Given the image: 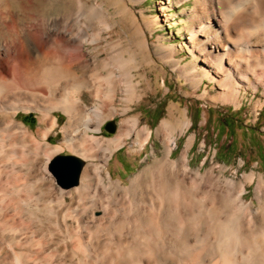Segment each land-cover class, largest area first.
<instances>
[{"label":"bare ground","instance_id":"obj_1","mask_svg":"<svg viewBox=\"0 0 264 264\" xmlns=\"http://www.w3.org/2000/svg\"><path fill=\"white\" fill-rule=\"evenodd\" d=\"M175 1L194 5L188 43L203 65L180 66V75L217 83L222 91L214 99L222 102L238 105L244 89L264 96V0ZM18 3L14 11L10 1H0V264H264V178L251 173L238 182L214 168L193 171V137L173 160L171 123L156 130L162 158L127 186L112 179L106 168L113 155L128 140L141 152L153 132L131 115L145 95L131 73L135 56L125 58L112 46V57L99 62L106 77L94 57H83L85 43L103 38L83 41L75 15L85 13L108 31L102 4L73 0L60 20L45 22L42 11ZM142 38L140 47L149 48ZM83 92L93 107L84 104ZM29 112L39 115L35 131L17 119ZM57 112L66 120L51 142ZM117 116L115 135L103 136V124ZM188 129L184 124L181 132ZM64 152L82 163L71 186L50 169ZM247 183L254 184L249 202Z\"/></svg>","mask_w":264,"mask_h":264},{"label":"rangeland","instance_id":"obj_2","mask_svg":"<svg viewBox=\"0 0 264 264\" xmlns=\"http://www.w3.org/2000/svg\"><path fill=\"white\" fill-rule=\"evenodd\" d=\"M8 1L14 11H18L21 7L18 1L22 0ZM71 1V4L69 0H40V4L36 3L37 0H24V3L42 11L45 22H52L60 20L66 14L69 5L74 9L73 0ZM83 1L89 7L95 3L102 4L107 13V24L110 26L107 31L102 29L103 25L96 20L91 24L85 13L75 15L74 22L77 21L75 23L79 25L78 30L84 37L83 41H88L98 34L103 38L97 43H85L82 50L84 59L94 57L100 67L99 62L106 57H112L113 47L118 52L124 51L125 58L135 56L137 64L131 73L136 76V82L142 81L140 94L145 93V95L143 94L140 102L132 106L131 115L139 116L140 125L147 126L153 132L150 141L141 152H133L128 140L129 143L113 155L106 168L113 180H118L122 186H127L131 178L150 166L155 159L165 155V146L156 134L157 128L163 122L171 123L175 130L176 145L172 146L171 156L173 160L178 159L187 150L189 140L193 137L194 141L188 148V161L193 171L205 172L214 168L215 173H222L224 177L238 182L243 181L244 177L251 173L256 177L260 175L264 178L262 90L256 92L251 89L242 90L239 104L234 105L214 99L222 91L217 83L207 78H203L200 83L187 81L177 70L180 66H191L197 70L203 66L200 60L196 61L192 56L188 43L190 17L194 6L191 1L182 4H178L175 0ZM141 34L147 36L149 48L140 47L143 40ZM50 36L54 34L51 33ZM169 51L174 52L172 62H167L165 59ZM101 72L105 77L107 76L106 71ZM119 74L120 72H115L114 78H118ZM119 90L121 92L118 91V100L125 98L124 92ZM205 91L207 95L204 97ZM82 100L88 108L93 107L87 92H83ZM118 100L116 102L118 109L125 108ZM55 116L58 118L59 126L51 134V142H56L60 138L59 127L66 120L62 113L57 112ZM38 117V114L29 112L20 113L17 119L28 129L35 131L39 127ZM231 120L236 127L232 130L233 139L228 136L226 128ZM120 121V116L115 120L106 121L102 126V135L107 138L113 137ZM184 124L189 125V129L183 134L181 131ZM106 126L113 128L114 132H107ZM55 133H58L59 137H54ZM60 155L74 156L70 152ZM253 189L254 184L247 183L244 197L246 202L253 199Z\"/></svg>","mask_w":264,"mask_h":264},{"label":"water","instance_id":"obj_3","mask_svg":"<svg viewBox=\"0 0 264 264\" xmlns=\"http://www.w3.org/2000/svg\"><path fill=\"white\" fill-rule=\"evenodd\" d=\"M112 124H110L111 126ZM107 132L113 133L114 129L106 126ZM82 168V163L77 158L70 155H62L54 158L51 164V170L56 175L61 177L65 186H71L76 183L79 173ZM62 181V182H63Z\"/></svg>","mask_w":264,"mask_h":264},{"label":"trees","instance_id":"obj_4","mask_svg":"<svg viewBox=\"0 0 264 264\" xmlns=\"http://www.w3.org/2000/svg\"><path fill=\"white\" fill-rule=\"evenodd\" d=\"M226 128H227V131H228V136L233 139L234 138V134L232 133V130L235 129L236 127L234 126V123H233L232 120L230 121V123H228L226 125ZM226 151H228V150H226Z\"/></svg>","mask_w":264,"mask_h":264}]
</instances>
